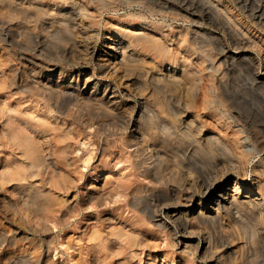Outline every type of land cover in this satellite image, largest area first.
<instances>
[{
    "label": "rangeland",
    "instance_id": "374dc122",
    "mask_svg": "<svg viewBox=\"0 0 264 264\" xmlns=\"http://www.w3.org/2000/svg\"><path fill=\"white\" fill-rule=\"evenodd\" d=\"M3 172L0 264H264V219L195 218L264 184V0H0Z\"/></svg>",
    "mask_w": 264,
    "mask_h": 264
},
{
    "label": "bare ground",
    "instance_id": "6f19581e",
    "mask_svg": "<svg viewBox=\"0 0 264 264\" xmlns=\"http://www.w3.org/2000/svg\"><path fill=\"white\" fill-rule=\"evenodd\" d=\"M207 3V2H206ZM213 3V2H212ZM15 2H8L7 7H13ZM149 4V3H148ZM213 7V6H212ZM211 7V9H212ZM215 7L212 9V11H216ZM52 15V14H51ZM68 16V15H67ZM51 17V16H50ZM67 18V17H66ZM74 18V16H73ZM250 27V26H249ZM79 30V29H78ZM121 38V37H120ZM47 40V39H46ZM132 43V42H131ZM130 42H127V44L122 43V40H115V39H109L108 42V51L107 54L109 55V59L107 62L112 66V70H115L116 67L119 65H123L124 62L130 58L131 54L128 53V49L132 46ZM151 48H158L159 50H162V45L158 43H149ZM132 52V51H131ZM103 56V55H102ZM101 56V57H102ZM174 69V68H173ZM111 70V71H112ZM117 71V69L115 70ZM174 72V71H173ZM172 72V73H173ZM178 77V76H177ZM64 79V78H63ZM261 79V78H260ZM60 83V82H59ZM59 83H56L57 85ZM91 83V82H90ZM91 85V84H90ZM25 87V86H24ZM56 88V87H55ZM43 89V88H42ZM45 89V88H44ZM46 90V89H45ZM58 90V89H57ZM102 91V90H101ZM63 92V91H62ZM70 92V91H69ZM68 92V93H69ZM100 95V94H99ZM109 95V94H108ZM88 98V97H87ZM113 99V98H112ZM82 99L80 97L77 101L78 104L83 106L85 104H90L91 99L86 100ZM102 110V109H101ZM103 111V110H102ZM54 112V110L51 107H47L43 109L42 114L39 116L40 124L43 126H49L51 123L54 122V118L51 117V114ZM177 113V112H176ZM68 114V113H67ZM65 116V115H64ZM96 117V116H95ZM120 117V116H119ZM130 118V117H129ZM128 122V121H127ZM191 122V120H190ZM122 123V122H121ZM193 123H195L193 121ZM49 124V125H47ZM57 124V123H56ZM98 124V123H97ZM116 124V123H115ZM125 125V124H124ZM69 126V125H68ZM92 126V125H91ZM191 126V125H190ZM66 127V126H65ZM122 127V126H121ZM133 127V126H132ZM139 130V129H138ZM136 132V131H135ZM35 134L44 136L43 138L50 140L47 135V130L39 128L38 130L35 129ZM32 135V133H31ZM52 136V135H51ZM138 136V135H137ZM141 136V135H139ZM24 145H25V152L29 153L30 155H34V153L37 152L38 148L36 146V143L34 142L32 136L31 137H25L24 138ZM137 145V144H136ZM239 145V144H238ZM140 146V145H139ZM145 145H143L144 147ZM134 147V146H133ZM228 151L232 153L234 156V150L231 147H227ZM148 150V149H147ZM222 150V149H221ZM239 150V147H238ZM136 153V152H135ZM149 153V152H148ZM151 156V155H150ZM156 163V164H155ZM158 163V164H157ZM167 163L166 159L164 157L157 158L153 165H151L150 168L146 169V172L148 174L154 173V172H160L161 166H164V164ZM118 164V163H117ZM116 164V165H117ZM114 165V167H116ZM225 166V165H224ZM227 170V169H225ZM258 168L255 169V172L257 173ZM111 170L107 169V172L105 173V180H109L111 177ZM5 172L0 174V182L2 179L5 178ZM69 174V173H68ZM191 175V174H190ZM224 183L222 185H218L217 183L206 185L203 188V198L199 201V207L201 208V211L195 216L197 221H199L200 224H209L213 223L216 220L221 219L223 216L227 215L232 220V230L236 232L238 229H243L244 227V220H247L248 217H253L254 219H264V184H260L259 189H246L245 186L241 185L240 179L235 180L232 186V183L230 185V179H229V173L227 172L224 174ZM219 178V177H218ZM220 179V178H219ZM236 179V178H235ZM229 182V185L226 186V183ZM189 186V185H188ZM172 187V186H171ZM175 187V186H174ZM200 187V186H199ZM248 188V187H247ZM171 189V188H170ZM245 190V191H244ZM244 191V192H243ZM242 193H245L246 195L242 197ZM198 194V193H197ZM173 194L172 196H174ZM195 196V195H194ZM153 197V196H152ZM161 197V196H160ZM160 200V199H159ZM166 200V198H165ZM173 199H171L172 201ZM195 200V199H194ZM197 200V199H196ZM163 201V200H162ZM170 201V202H171ZM185 201V200H184ZM173 203V202H172ZM186 204V203H185ZM184 204V205H185ZM199 208V209H200ZM154 209V208H153ZM168 210V209H167ZM146 211V210H144ZM149 211V210H148ZM186 212V217L189 218L191 214V210H184ZM148 213V212H147ZM151 213V212H150ZM149 213V214H150ZM153 214V213H151ZM151 216V215H150ZM161 216V215H160ZM154 217V216H153ZM171 217V216H170ZM173 218V217H172ZM151 220V219H150ZM154 221V220H153ZM171 223V222H170ZM157 226L160 228L165 229L168 231V226L166 225L165 221H158ZM178 226V225H177ZM180 227V226H179ZM171 229V228H170ZM177 229V228H176ZM250 231V230H249ZM184 232V231H183ZM188 235V234H187ZM201 239V238H200ZM188 240V239H187ZM193 241V240H192ZM200 241V240H199ZM188 242V241H187ZM191 242V241H190ZM194 242V241H193ZM184 245V244H183ZM195 245V243H194ZM198 245V244H197ZM229 245V244H228ZM195 247V246H194ZM188 249V248H187ZM6 253V252H5ZM9 255V254H8ZM211 262V261H210ZM19 263V262H18ZM151 264V263H150ZM211 264V263H210Z\"/></svg>",
    "mask_w": 264,
    "mask_h": 264
}]
</instances>
